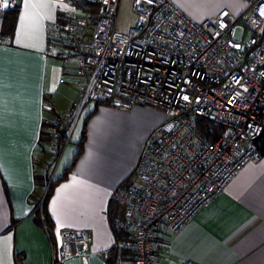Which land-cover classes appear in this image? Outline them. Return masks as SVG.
Here are the masks:
<instances>
[{
	"label": "built area",
	"instance_id": "1",
	"mask_svg": "<svg viewBox=\"0 0 264 264\" xmlns=\"http://www.w3.org/2000/svg\"><path fill=\"white\" fill-rule=\"evenodd\" d=\"M86 1L96 9L47 26V52L62 62L61 81L74 79L78 101L54 111L45 168L55 165L86 103L161 109L133 182L111 194L122 235L111 246L112 264H155L162 239L182 230L247 163L264 159V0H243L239 14L221 9L202 22L171 0H132L136 21L123 32L115 28L119 0ZM17 5L0 0V14ZM10 44L0 32V45ZM42 106L53 109L48 99ZM89 243L87 232L63 230L56 261L86 264Z\"/></svg>",
	"mask_w": 264,
	"mask_h": 264
},
{
	"label": "crops",
	"instance_id": "2",
	"mask_svg": "<svg viewBox=\"0 0 264 264\" xmlns=\"http://www.w3.org/2000/svg\"><path fill=\"white\" fill-rule=\"evenodd\" d=\"M171 1L195 22L221 9L236 15L244 8L243 0ZM81 3L18 0L14 18L7 7L0 14V32L11 39L10 45H0V264H55L63 230L89 234L86 264H108L113 242L122 237L111 223V194L129 183L144 140L164 119L163 111L151 105L88 102L55 165L46 170L41 133L55 110L78 101L74 79L68 75L61 81L62 62L47 52V26L66 15H81ZM135 21L134 15L122 30ZM45 99L53 109L43 108ZM65 171L47 201L50 237L34 211L44 187L35 176L55 179ZM120 213L117 207V218ZM185 260L264 264V159L247 163L182 230L159 242L155 264ZM58 264L83 263L71 257Z\"/></svg>",
	"mask_w": 264,
	"mask_h": 264
},
{
	"label": "trees",
	"instance_id": "3",
	"mask_svg": "<svg viewBox=\"0 0 264 264\" xmlns=\"http://www.w3.org/2000/svg\"><path fill=\"white\" fill-rule=\"evenodd\" d=\"M83 4V7H84V11H91V10H95L96 7L94 6V4L88 2V1H85L84 0V3ZM11 15H13V18L15 17V13H16V9L14 8L12 11H11ZM95 104H100V103H97V102H94ZM101 104H107L105 102L101 103ZM47 139V131H44L41 133V144H43L44 140L46 141ZM81 145V144H80ZM44 150V149H43ZM79 153V151H78ZM44 156V155H41V157ZM47 157H43V160H42V163L44 164V162L46 161ZM44 166H46L44 164ZM45 174V173H44ZM41 178L38 177V175L35 176V182L38 183V181L40 182V184L42 186L45 187V192L42 194V199L39 202H36V204L34 205V211H35V214H36V219L38 221H41L42 224L46 227V230L48 232V235L51 237L52 236V231H53V228H52V221L48 215V212H47V201L50 197V194L52 192V189L54 187V185L61 181L65 176H66V171L63 173L62 176L58 177V178H50L49 176H45L43 174L40 175ZM38 203V204H37ZM114 208L113 210H111L110 214H111V223H112V226H113V229L115 231V233H119L117 230H116V227H115V221L117 219V215H116V209L117 207V204H113ZM115 206H117L115 208ZM120 237V236H119ZM114 251H111L110 253V256L108 257V264H112L113 263V258H114ZM55 264H58V262L56 261Z\"/></svg>",
	"mask_w": 264,
	"mask_h": 264
},
{
	"label": "rangeland",
	"instance_id": "4",
	"mask_svg": "<svg viewBox=\"0 0 264 264\" xmlns=\"http://www.w3.org/2000/svg\"><path fill=\"white\" fill-rule=\"evenodd\" d=\"M131 2H132V0H119V2H118V8L116 11V25H117L118 31H123L122 30L123 28H126L131 23H133V21H134V15L132 14V11L130 8ZM78 8L83 10L84 9L83 4L81 3L78 6ZM236 37H239L238 31L236 33ZM133 180H134L133 177L129 178V183L126 186H128L130 183H132ZM42 190H43V188H42ZM44 190H45V188H44ZM41 193H43V192H41Z\"/></svg>",
	"mask_w": 264,
	"mask_h": 264
},
{
	"label": "snow or ice",
	"instance_id": "5",
	"mask_svg": "<svg viewBox=\"0 0 264 264\" xmlns=\"http://www.w3.org/2000/svg\"><path fill=\"white\" fill-rule=\"evenodd\" d=\"M7 2L8 0H4V6H7ZM149 2H151V0H149ZM185 99H187V97H185Z\"/></svg>",
	"mask_w": 264,
	"mask_h": 264
}]
</instances>
